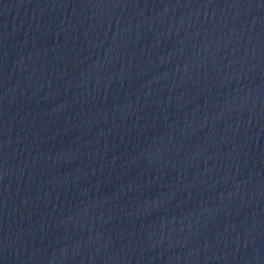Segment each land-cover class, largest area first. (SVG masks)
Segmentation results:
<instances>
[{"label":"water","instance_id":"95a60500","mask_svg":"<svg viewBox=\"0 0 264 264\" xmlns=\"http://www.w3.org/2000/svg\"><path fill=\"white\" fill-rule=\"evenodd\" d=\"M0 264H264V0H0Z\"/></svg>","mask_w":264,"mask_h":264}]
</instances>
